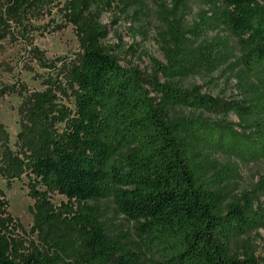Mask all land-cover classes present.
Segmentation results:
<instances>
[{"label": "trees", "instance_id": "1", "mask_svg": "<svg viewBox=\"0 0 264 264\" xmlns=\"http://www.w3.org/2000/svg\"><path fill=\"white\" fill-rule=\"evenodd\" d=\"M129 0H2L0 40L16 38L31 19L57 8L73 25L80 51L53 60L34 47L47 71L42 91L21 92L20 131L13 146L0 124V177L12 189L25 182L33 223L29 231L8 211L0 188V264H264L235 240L264 230V206L253 192L227 201L241 178L224 153L249 162L264 159V0H207L208 9L185 26L176 17L184 0L162 9L165 62L151 57L155 78L146 85L138 69L121 65L104 41L99 13ZM224 29L240 52L239 101L183 88L190 73L230 60V40L208 41ZM25 88V87H22ZM233 112L243 131L171 110ZM264 191V174L256 185ZM66 200L56 204L52 196ZM133 224L110 232L98 203Z\"/></svg>", "mask_w": 264, "mask_h": 264}, {"label": "rangeland", "instance_id": "2", "mask_svg": "<svg viewBox=\"0 0 264 264\" xmlns=\"http://www.w3.org/2000/svg\"><path fill=\"white\" fill-rule=\"evenodd\" d=\"M64 1L55 0V3L62 4ZM206 1L184 0V6L178 10L176 17L185 26L191 25L198 19L197 16L202 10L208 9ZM172 2L173 0H129L124 5L117 1L115 6L105 8L99 13L102 24L108 30L104 44L109 48L110 53L119 58L122 66L138 69L147 87L149 81L155 77L160 82L165 81L161 74L155 75L151 57L165 62L160 42V34L165 30L162 9L169 11ZM15 37L0 40V124L8 131L11 146L20 131L18 114L22 102L20 93L25 90L45 89L42 81L47 71L35 61L32 49L38 47L49 60L61 56L73 57L80 51L73 25L66 22L57 8L37 20L31 19L27 29L17 32ZM205 38L208 41L215 38L230 40V60L213 70L203 69L190 73L179 80L180 86L187 89L198 86L201 94L222 99L225 102L245 98L242 84L237 79L242 66L238 62L241 54L234 46V38L224 29L209 31ZM170 114L189 118L202 117L213 123L231 125L243 131L239 117L233 112L225 113L221 109L203 112L176 108L171 110ZM216 158L221 165L229 167L237 165L239 168L241 178L227 189L229 192L227 201L234 200L243 192H253L256 207L264 206V191L256 189L257 183L264 174V159L244 162L224 153L217 154ZM0 188L4 190L8 199V211L23 224L26 231H29L33 223L30 207L34 204V200L28 196L25 182L15 181L12 189H8L6 181L0 177ZM52 200L60 204L66 199L54 194ZM98 206L102 220L109 226L111 233L117 234L121 228L129 234L131 239H136L133 233L134 223H129L122 216L116 215L111 200L101 201ZM245 248H249L259 258L264 257V230L254 231L234 241L233 251L241 254Z\"/></svg>", "mask_w": 264, "mask_h": 264}]
</instances>
